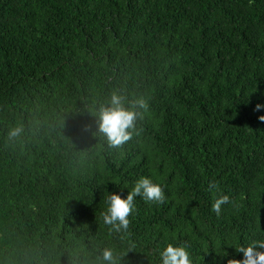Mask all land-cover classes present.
<instances>
[{
    "label": "trees",
    "instance_id": "obj_1",
    "mask_svg": "<svg viewBox=\"0 0 264 264\" xmlns=\"http://www.w3.org/2000/svg\"><path fill=\"white\" fill-rule=\"evenodd\" d=\"M114 93L148 105L117 148L98 130ZM262 101L264 0H0V264L242 259L264 240ZM141 176L165 202L137 197L116 232L107 195Z\"/></svg>",
    "mask_w": 264,
    "mask_h": 264
},
{
    "label": "clouds",
    "instance_id": "obj_2",
    "mask_svg": "<svg viewBox=\"0 0 264 264\" xmlns=\"http://www.w3.org/2000/svg\"><path fill=\"white\" fill-rule=\"evenodd\" d=\"M136 106L147 110L148 105L144 99L136 102ZM136 106L127 108L123 104V98L114 93L109 107H102L98 113L99 132L104 134L111 147L117 148L131 138L130 129L135 127L138 117ZM264 109V101L258 102L254 111ZM264 124V114L258 117ZM23 132L22 127L9 129L7 137L9 141L15 140ZM215 183H209L210 190H216ZM125 188H128L125 186ZM127 195L122 192H110L107 195V209L103 214L104 223L111 226L116 232L127 231L131 220L130 215L135 209V200L141 197L145 202L162 204L165 202V190L159 181L150 176H141L136 180ZM230 203L229 195H220L212 204V211L221 214L222 207ZM238 253H243L242 259H230L228 264H264V240H253L246 247L236 248ZM99 259V258H98ZM102 264H116L113 251L109 248L103 250ZM159 264H193L191 252L186 244L169 243L159 253Z\"/></svg>",
    "mask_w": 264,
    "mask_h": 264
}]
</instances>
